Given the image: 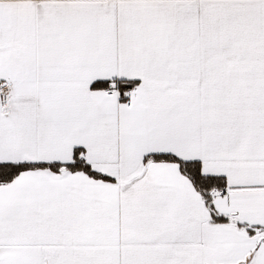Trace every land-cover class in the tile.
<instances>
[{"label":"snow or ice","instance_id":"6c2138e0","mask_svg":"<svg viewBox=\"0 0 264 264\" xmlns=\"http://www.w3.org/2000/svg\"><path fill=\"white\" fill-rule=\"evenodd\" d=\"M0 264H264V0H0Z\"/></svg>","mask_w":264,"mask_h":264}]
</instances>
